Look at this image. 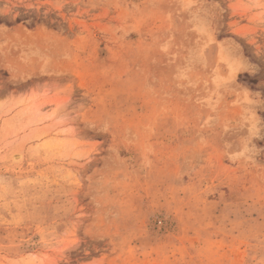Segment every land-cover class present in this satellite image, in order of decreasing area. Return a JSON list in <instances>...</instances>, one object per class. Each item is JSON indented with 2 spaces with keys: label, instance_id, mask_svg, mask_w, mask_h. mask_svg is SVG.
<instances>
[{
  "label": "rangeland",
  "instance_id": "obj_1",
  "mask_svg": "<svg viewBox=\"0 0 264 264\" xmlns=\"http://www.w3.org/2000/svg\"><path fill=\"white\" fill-rule=\"evenodd\" d=\"M0 264H264V0H0Z\"/></svg>",
  "mask_w": 264,
  "mask_h": 264
}]
</instances>
